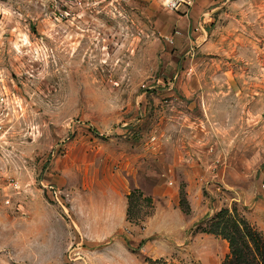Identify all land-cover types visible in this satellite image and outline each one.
Listing matches in <instances>:
<instances>
[{"label":"rangeland","instance_id":"1","mask_svg":"<svg viewBox=\"0 0 264 264\" xmlns=\"http://www.w3.org/2000/svg\"><path fill=\"white\" fill-rule=\"evenodd\" d=\"M0 89V264H98L70 205L109 187L107 264H223V208L264 236V0H0Z\"/></svg>","mask_w":264,"mask_h":264},{"label":"crops","instance_id":"2","mask_svg":"<svg viewBox=\"0 0 264 264\" xmlns=\"http://www.w3.org/2000/svg\"><path fill=\"white\" fill-rule=\"evenodd\" d=\"M108 189L109 192H107ZM108 189L103 190L101 188V198L98 200L92 201L85 198L87 195H81L82 201L78 202L76 198L71 201L70 205V222L72 224H69L73 227V232L76 233L77 239L70 238L68 245L70 246L75 242L76 245L73 244V248H79L78 233L80 234V240L85 238L88 243L97 244V246L100 244L99 247L102 249L99 252V256L102 260L98 264H107L110 257L106 259L104 254L110 253L119 244L122 245V252L125 257L132 254L126 245L124 237L120 235L127 220V198L125 200L123 197L120 204H118L115 188L109 187ZM84 198L86 201L83 200ZM103 242L106 243L103 244ZM103 259L104 262H102Z\"/></svg>","mask_w":264,"mask_h":264},{"label":"trees","instance_id":"3","mask_svg":"<svg viewBox=\"0 0 264 264\" xmlns=\"http://www.w3.org/2000/svg\"><path fill=\"white\" fill-rule=\"evenodd\" d=\"M126 198V219H128L131 192L127 193ZM181 201H184V198H181ZM215 216L218 217V221L214 223L215 225L219 224V220L228 221L224 227L231 230V234L221 236L227 241L229 247L223 264H243L244 256L247 254H251V256L257 258V261L264 264V236L256 228L245 219L240 218L235 208L232 211H229L228 208L220 209ZM205 232L214 234L212 230H206Z\"/></svg>","mask_w":264,"mask_h":264},{"label":"built area","instance_id":"4","mask_svg":"<svg viewBox=\"0 0 264 264\" xmlns=\"http://www.w3.org/2000/svg\"><path fill=\"white\" fill-rule=\"evenodd\" d=\"M193 0H162V4L166 5L172 9L178 10L180 6H183L186 10L189 6H191ZM6 99V96L4 94V91L0 89V102H4ZM7 182H9L10 186L13 190V192H17V189L19 188V185L17 184L15 178L13 176H9L7 179ZM2 192H0V208L2 205H7L11 203L10 196L5 193L6 190L4 188H1ZM18 206L20 204H17Z\"/></svg>","mask_w":264,"mask_h":264}]
</instances>
